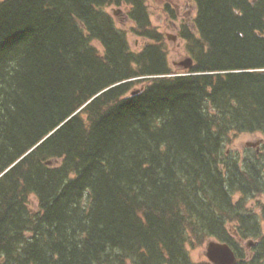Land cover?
I'll use <instances>...</instances> for the list:
<instances>
[{
  "label": "trees",
  "instance_id": "obj_1",
  "mask_svg": "<svg viewBox=\"0 0 264 264\" xmlns=\"http://www.w3.org/2000/svg\"><path fill=\"white\" fill-rule=\"evenodd\" d=\"M194 3L183 71L144 0H0V264H195L187 246L207 238L264 264L259 223L240 212L264 190L262 164L222 147L264 134V0ZM110 5L148 40L139 51ZM230 219L257 237L250 259Z\"/></svg>",
  "mask_w": 264,
  "mask_h": 264
},
{
  "label": "rangeland",
  "instance_id": "obj_2",
  "mask_svg": "<svg viewBox=\"0 0 264 264\" xmlns=\"http://www.w3.org/2000/svg\"><path fill=\"white\" fill-rule=\"evenodd\" d=\"M144 2L151 27L156 28L157 31L163 35L169 67H171L172 70L183 68L182 65H179V62L185 60L188 53L185 50V40L181 36L180 31L183 28H192V22L196 12L193 0H144ZM167 3L170 4L169 8L175 10L174 16H171L166 10ZM105 10L111 14L115 12L112 16L115 19L116 26L124 30L130 49L132 51L140 50L146 43V39L133 32L132 29L134 24L126 16L127 8L125 5H110L107 6ZM165 35H168V37H165ZM93 43L95 47L102 51V47L97 42ZM135 86L138 87L140 84ZM222 147L223 153L232 157L239 165H242L244 160H249V163L254 162L262 164L261 170L264 176V134L260 132L231 131L228 134L227 141ZM239 196L240 194L237 193L233 196L234 202H238ZM28 199L29 205L32 208H36V202L33 196L30 195ZM244 202L243 209L240 211L241 214L246 216L254 215L256 221L259 223L261 233L264 234V190L255 193ZM237 225L234 219H230L226 222V227L230 234H233L232 230H235L234 227H237ZM208 239L210 238H207L201 243L197 242L194 246L191 244L187 246L190 259L193 263L205 262L210 264L205 256V244ZM254 240H257V237L243 238V240L239 241V245L242 251L247 254V258L250 252L252 254L253 250L250 248L252 244L247 245V242ZM125 264L130 263L127 261Z\"/></svg>",
  "mask_w": 264,
  "mask_h": 264
},
{
  "label": "water",
  "instance_id": "obj_3",
  "mask_svg": "<svg viewBox=\"0 0 264 264\" xmlns=\"http://www.w3.org/2000/svg\"><path fill=\"white\" fill-rule=\"evenodd\" d=\"M192 64H193V60L191 57H188V56L185 58V60L179 62V65H182L184 69L191 68ZM142 88L143 87L132 90L131 94L140 92ZM9 167L5 169L3 172L8 170ZM205 256L212 264H235L237 261V258L234 252L226 243H220L214 240H209L207 242Z\"/></svg>",
  "mask_w": 264,
  "mask_h": 264
},
{
  "label": "flooded vegetation",
  "instance_id": "obj_4",
  "mask_svg": "<svg viewBox=\"0 0 264 264\" xmlns=\"http://www.w3.org/2000/svg\"><path fill=\"white\" fill-rule=\"evenodd\" d=\"M176 11H177V10H176ZM232 232H233V234H231L232 237H235V240H236V241H241V238L237 235V233H236L234 230H232ZM229 233H230V232H229ZM218 241H221V240H218ZM222 242H224V241H222ZM254 243H255V242H254ZM254 243H253V242H247V245H251V244H252L251 247H250V248H252V247L254 246ZM231 249L234 250L233 252H234V254H235V253H236V251H235L236 249L233 248L232 245H231ZM247 251H248V250H247ZM249 251H250V250H249ZM247 253H248V252H247ZM245 254H246V253H245ZM236 255H237V253H236ZM236 255H235V256H236ZM246 256H247V254H246ZM251 256H252V254H251V252H250L249 257H248V258L246 257V259H250ZM236 258H237V257H236Z\"/></svg>",
  "mask_w": 264,
  "mask_h": 264
},
{
  "label": "bare ground",
  "instance_id": "obj_5",
  "mask_svg": "<svg viewBox=\"0 0 264 264\" xmlns=\"http://www.w3.org/2000/svg\"><path fill=\"white\" fill-rule=\"evenodd\" d=\"M255 13H256V12H255ZM151 77H152V76H151ZM97 95H98V94H97ZM95 96H96V95H95ZM150 121H151V120H150ZM208 145H209V144H208ZM36 147H37V146H36ZM31 150H32V149H30V151H31ZM118 153H119V152H118ZM189 163H190V162H189ZM192 165H193V164H192ZM256 167H257V166H256ZM7 168H8V167H7ZM7 168H6V169H7ZM258 187H259V185H258ZM163 188H164V187H163ZM237 216H238V215H237ZM131 217H132V216H131ZM248 220H249V219H248ZM253 224H254V223H253ZM123 247H124V246H123ZM123 247H122V248H123Z\"/></svg>",
  "mask_w": 264,
  "mask_h": 264
}]
</instances>
